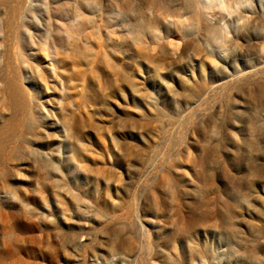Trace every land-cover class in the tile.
Segmentation results:
<instances>
[{
	"label": "rangeland",
	"instance_id": "1",
	"mask_svg": "<svg viewBox=\"0 0 264 264\" xmlns=\"http://www.w3.org/2000/svg\"><path fill=\"white\" fill-rule=\"evenodd\" d=\"M0 264H264V0H0Z\"/></svg>",
	"mask_w": 264,
	"mask_h": 264
}]
</instances>
